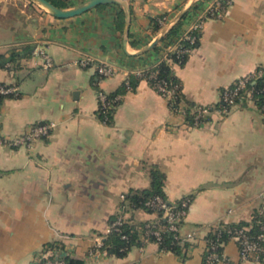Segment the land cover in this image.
Listing matches in <instances>:
<instances>
[{
  "label": "crops",
  "instance_id": "0c3cea01",
  "mask_svg": "<svg viewBox=\"0 0 264 264\" xmlns=\"http://www.w3.org/2000/svg\"><path fill=\"white\" fill-rule=\"evenodd\" d=\"M65 1L68 8L86 0ZM211 1L124 0L127 22L119 4L58 19L28 0H0V56L17 53L0 67V82L17 88L0 101V137L56 123L30 150L0 144V264H31L48 243L75 264H207L208 228L249 220L264 190V112L249 101L225 113L216 108L222 89L264 66V0H231L221 17L206 21L184 65L174 68L184 100L213 109L203 123H187L183 104L173 110L144 79L121 96L110 124L97 114L98 91L117 90L159 56L139 52L164 29H154L152 17L167 16L168 31L189 12L185 31ZM119 7L123 25L116 20ZM27 46L42 47L53 65L44 67ZM82 58L93 65L80 66ZM99 63L116 73L100 76ZM152 166L164 174L169 200L192 196L180 227L188 244L183 257L154 242L123 256L104 250L90 256L124 195L150 186ZM130 216L153 217L143 210L124 214ZM223 253L239 263L236 239Z\"/></svg>",
  "mask_w": 264,
  "mask_h": 264
},
{
  "label": "trees",
  "instance_id": "16d2710c",
  "mask_svg": "<svg viewBox=\"0 0 264 264\" xmlns=\"http://www.w3.org/2000/svg\"><path fill=\"white\" fill-rule=\"evenodd\" d=\"M52 4L65 7V0H48ZM64 1V2H63ZM32 3V2H30ZM198 5H194L192 8H197ZM188 13H185L173 26H171L168 31L161 37L159 42L152 48L154 52L159 54L157 59L141 70L143 73L148 74L150 72L155 73V80L165 84L167 89H173V98L169 99L168 105L173 110H177L183 104L184 108V119L189 124L199 125L204 122V117L196 118L198 111L203 108L194 103L187 102L184 100L182 94V84L180 79L174 72L169 60L175 63L177 66H183L188 52H180L177 49L168 51V46L173 43H178L180 48L192 47L195 48L197 43L194 45L189 44L187 40H183L182 36L184 31L181 29L184 20L188 17ZM163 16V15H161ZM161 16L152 17L151 25L154 29H159L160 25L158 19ZM124 12L121 7L117 13L116 20L119 24L123 25ZM27 52L31 54L33 46H27ZM166 55V56H164ZM17 53L15 51H10L7 58L0 56V67L6 66L7 62L15 60ZM255 77L248 80L246 84V89L253 88V103L260 109L262 105V100L264 98V66H258L255 71ZM259 73V75H258ZM141 79L147 81V83L155 89L154 79H145L144 76H139L137 74H132L127 78V83L122 82L120 87L113 91L107 93L108 98L114 99V106L107 110L97 109V114L99 119L106 124H110L112 121V114L115 108L120 102L121 96L128 91H133L137 82ZM238 80V79H237ZM236 80V81H237ZM236 81L229 86L233 88ZM176 86V87H175ZM178 86V87H177ZM156 90V89H155ZM223 90V89H222ZM221 90V91H222ZM243 92V91H241ZM13 94L1 95L0 101L7 96H12ZM14 96V95H13ZM219 108L216 109H227L229 105H225L222 101L218 104ZM215 108V107H214ZM209 111L213 110L208 107ZM261 110V109H260ZM262 111V110H261ZM264 112V111H262ZM225 113V112H224ZM150 176V186L146 189L141 190H131L124 195L123 201L120 204V210L118 213L112 215L109 219L108 226H110L118 218L122 219V223L118 230L111 229L107 234L102 236V246L101 250L106 251L108 254H114L117 256H123L131 247L142 246L145 242H154L158 245L160 251H170L178 256L183 257V251L188 246L187 239H185L180 234L179 231L168 230L169 223L164 217V210L160 208H151L147 202L153 197L159 196L166 203V205L172 206L176 204L179 207L182 198H190L191 195H186L180 199L171 201L169 200L163 189L164 174L156 166H152L149 171ZM174 203V204H173ZM258 208V207H257ZM257 208L252 212L250 220H241L237 222H224L220 221L208 228L205 234V252L203 255V261L207 263V256L211 252L221 253L223 252L224 245L232 238L238 235V231H241L248 237L255 238L261 233V226H264V216L257 214ZM143 210L153 217L148 220H135L133 217H124V214L129 211ZM183 219L179 220L176 225L180 228ZM158 231L160 238L157 240V236L154 234ZM259 244L264 245V240H256ZM238 246V241H236ZM215 246L214 249L211 246ZM49 248H54L58 246L56 243L46 244ZM239 247V246H238ZM69 264H75L73 259L66 258ZM264 262V261H263ZM216 264V263H212Z\"/></svg>",
  "mask_w": 264,
  "mask_h": 264
},
{
  "label": "built area",
  "instance_id": "2783aa9c",
  "mask_svg": "<svg viewBox=\"0 0 264 264\" xmlns=\"http://www.w3.org/2000/svg\"><path fill=\"white\" fill-rule=\"evenodd\" d=\"M231 0H213L208 3L204 9L199 13L196 19L189 25V27L184 31L182 39L187 40L189 44L194 45L198 42L200 33L202 32L204 25L207 20L211 18H219L222 16L226 8L230 5ZM158 23L161 28L166 27L170 22L167 20V16L163 15L158 19ZM168 51L177 49L180 52H190L193 48L185 47L180 48L178 43H173L169 45ZM32 55L38 57L42 61V65L46 68H49L53 65L51 57L48 53L40 46L35 47L32 51ZM166 56V55H164ZM171 63L172 68L174 69L177 65ZM79 64L82 67H88L93 65V62L88 58H82L79 60ZM96 72L103 77H109L116 73V70L113 66L106 63L95 64ZM139 76H144L145 79H154V87L156 91L161 94L167 101L173 98V89H167L165 84L155 80V73L150 72L148 74L143 73L142 70H138L136 72ZM259 75V73H258ZM255 77V73L252 72L248 75L238 78L233 88L226 87L220 92V100L225 105H233L240 102H253V88L246 89V84L249 79ZM127 78L125 79V83H127ZM176 87V86H175ZM178 87V86H177ZM264 90V88H263ZM243 91V92H241ZM8 94H17V88L15 86L6 85L0 82V96L8 95ZM118 99L115 98V100ZM114 99L108 98V95L104 91L97 92V101L98 108L102 110L110 109L114 106ZM201 108L196 118L204 117L209 112L208 107ZM264 111V98L262 100V105L260 108ZM226 109H222L221 112H225ZM56 123L53 121L47 122H38L34 123L28 127V129L21 135L16 137H0V144H5L10 147H25L27 149H31L33 143L40 139L48 137L52 130L55 128ZM190 198H182L179 204V207L176 204L172 206H167L166 203L159 196L153 197L147 204L151 208H160L164 210V217L167 219L169 223L168 230L179 231L180 228L176 225L179 220L184 219L186 216L188 206L190 204ZM257 214L264 216V190L260 195V204L257 208ZM251 217L249 218V220ZM122 223V219L118 218L114 221L110 226L107 227V234L111 229L118 230L119 226ZM154 234L157 236V240L160 238V234L158 231H155ZM236 241H238V253H239V263L237 264H262L264 263V245L259 244L256 240H264V226H261V233L257 235L255 238H251L243 234L241 231H238V235L234 237ZM102 236L98 237L92 247L89 249L88 254L94 256L98 252L101 251L102 246ZM214 245L211 246L214 249ZM231 264L228 258L224 255L223 252H211L207 256V264ZM31 264H69L66 259V254H61L60 249L58 247L49 248L44 246L41 250H39L31 261Z\"/></svg>",
  "mask_w": 264,
  "mask_h": 264
},
{
  "label": "water",
  "instance_id": "95a60500",
  "mask_svg": "<svg viewBox=\"0 0 264 264\" xmlns=\"http://www.w3.org/2000/svg\"><path fill=\"white\" fill-rule=\"evenodd\" d=\"M28 1L38 5L39 7L44 9L46 12H48L51 16L58 18V19H66V18H71V17L76 16V15H80V14H82V13H84V12H86V11H88V10L98 6V5H102V4H119V5L123 6V8L127 14V22H128L129 11L125 5L124 0H86L85 2H82L78 5L68 7V8L56 6L48 0H28ZM167 27H169V26L167 25L166 27H164V29L161 32V34L159 35V37L156 38L148 46H145L144 48L139 50V52H145L147 50L152 49L159 42L161 37L167 32Z\"/></svg>",
  "mask_w": 264,
  "mask_h": 264
},
{
  "label": "rangeland",
  "instance_id": "374dc122",
  "mask_svg": "<svg viewBox=\"0 0 264 264\" xmlns=\"http://www.w3.org/2000/svg\"><path fill=\"white\" fill-rule=\"evenodd\" d=\"M251 217V216H250Z\"/></svg>",
  "mask_w": 264,
  "mask_h": 264
}]
</instances>
